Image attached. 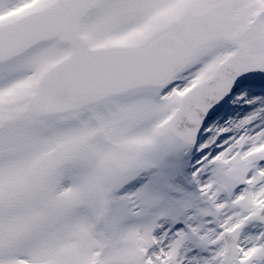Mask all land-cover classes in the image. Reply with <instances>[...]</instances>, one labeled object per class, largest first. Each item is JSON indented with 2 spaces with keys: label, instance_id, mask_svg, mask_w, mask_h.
I'll use <instances>...</instances> for the list:
<instances>
[{
  "label": "snow or ice",
  "instance_id": "6c2138e0",
  "mask_svg": "<svg viewBox=\"0 0 264 264\" xmlns=\"http://www.w3.org/2000/svg\"><path fill=\"white\" fill-rule=\"evenodd\" d=\"M0 264H264V0H0Z\"/></svg>",
  "mask_w": 264,
  "mask_h": 264
}]
</instances>
